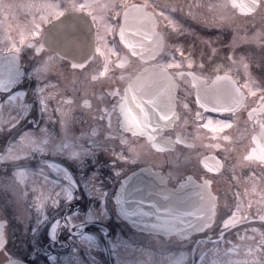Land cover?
Returning a JSON list of instances; mask_svg holds the SVG:
<instances>
[{
    "label": "flooded vegetation",
    "instance_id": "af4514ba",
    "mask_svg": "<svg viewBox=\"0 0 264 264\" xmlns=\"http://www.w3.org/2000/svg\"><path fill=\"white\" fill-rule=\"evenodd\" d=\"M43 1L55 2L59 10L54 15H44L36 9V4H43L40 3ZM105 1L94 0L90 4L88 0H0V55L10 58L8 63H0V73L6 74L13 69L12 62L18 64L24 73H34L33 78H25L20 85L29 90V111L14 127L0 128V183H12L18 166L36 170L44 162H57L75 173L76 164L67 155L79 152L89 143L90 136L98 137L104 132L107 117L101 120V113L118 104L120 99L109 93L119 90L122 96L126 83L145 65H179L168 68L169 72L187 73L190 70L208 84L215 76L227 74L243 84L245 69L239 59L244 56L253 77L264 88V0H241L242 12L232 4L233 0H124L115 2V8L111 7L107 13L102 8ZM128 5H135L143 13L151 15L153 20L147 15L150 21L147 28L163 38L161 50L148 60L141 58L148 55L145 46L137 48V54H132L116 36L121 12ZM30 7L33 10H27ZM67 14L70 16L66 24L69 39L66 45L72 51V59L62 58L52 49L42 46L47 27L42 28L41 20L49 16L50 24ZM101 18L103 23H98ZM104 24L112 26V30L106 31ZM63 31L60 29L56 35L62 36ZM88 32L92 33L91 53L84 59L89 50ZM98 34L104 39L98 40ZM142 43L145 45L146 41ZM229 56L237 63H232ZM121 57L126 58L123 66L118 63ZM188 58L192 60L191 68ZM176 82V96L191 109V113L184 112L189 123L185 127L165 128L156 137L158 142L160 136L175 141L177 133L187 138L188 149L184 141L175 147L179 153L187 150L190 162L175 176L169 177L168 186L175 188L183 175H192L196 185L207 181L205 186L216 201L210 209V223L183 235L152 234L132 229L121 218L117 220L115 214H110L106 224L110 231L118 234V240L114 237V242L121 244L122 253L127 247L128 255L124 258L128 264L147 259L135 249L151 253L153 264H169V261L173 264H201V253L209 264L213 261L215 264H264V136L260 135L256 123L258 119H264V115L257 113L249 118V110L257 107L259 93L257 97L249 96L245 107L233 115L201 109L195 103L196 87L191 77L177 76ZM224 83L221 82L222 85ZM37 85L46 101V116L32 96L31 89ZM3 99L5 97L0 95V101ZM197 111L202 113L201 125L212 120L229 122L232 127H201L195 138L190 139V134L196 131L192 120ZM119 119L116 112L111 113V130L108 133L113 137L117 151L121 147L126 151L127 146L119 143L123 135L142 153L136 164L118 162V166L124 169L119 179L146 168L168 173L167 150L172 146L161 143L164 154H159L156 149L149 151L147 138L121 131ZM90 128L97 131L90 132ZM24 134H31L33 138L15 146ZM14 146V150L8 152ZM32 151L35 152L19 160L20 156ZM101 156L107 159L103 154ZM180 159L183 161L184 155H180ZM108 174L106 171L105 176ZM33 179V176H27L16 186L17 190L30 191ZM118 187V181L115 187L108 184L113 193ZM81 195L82 200H90L86 194ZM11 198V192L5 193L0 189V204ZM83 211L86 213L87 207ZM19 214L17 210L7 217L10 226L5 231L7 244L0 250V264L11 257L28 262L35 259L38 264H58L61 256L63 264H68V257L63 255L69 251L68 247L47 242L40 244L31 239L27 250L24 224L16 219ZM225 217H228L227 227L222 224ZM10 228L16 231L11 233ZM86 228L90 234H95V222H89ZM59 236L61 240L66 239L63 232ZM202 241L207 243H198ZM98 251L105 252L103 246ZM73 259L75 264H82L79 256ZM108 264H119L116 256L108 257Z\"/></svg>",
    "mask_w": 264,
    "mask_h": 264
},
{
    "label": "snow or ice",
    "instance_id": "6c2138e0",
    "mask_svg": "<svg viewBox=\"0 0 264 264\" xmlns=\"http://www.w3.org/2000/svg\"><path fill=\"white\" fill-rule=\"evenodd\" d=\"M109 5H104L108 7ZM51 8L53 5H45ZM115 8V5H112ZM125 13V19H126ZM46 18V17H45ZM98 23H103L102 18ZM106 31H111L112 26L104 24ZM130 30L125 25H121L120 39L126 47L136 54L137 48H143L142 41H132L128 39L127 32ZM135 35H139L137 30ZM145 40L151 41L152 34L145 32ZM98 40L104 37L100 34ZM235 46V37L233 38V47ZM179 48V46H177ZM215 52V49H212ZM228 59L232 63H237L231 56ZM189 68L192 60L187 59ZM119 65L126 63V58L119 59ZM241 67L245 69V80L240 84L230 76H215L209 85L202 77H198L194 72L188 71L170 74L167 69L179 67V65L167 64L160 66L157 73H150L148 77H140L128 88L124 89L121 96L119 90L110 92V95L119 96V102L102 111L100 119L107 121L104 125V132L97 136H90L89 143L83 146L79 152H72L67 156L76 164V172L57 162H44L38 165L36 170H28L26 167L18 166L14 172L12 183H0V189L5 193L11 192V199H6L0 204V210L4 213L8 205L15 204V209L20 212L16 217L24 224V232L30 235L34 241L40 244L45 242L62 247H68L69 251L64 253L68 257V264H75L73 257L79 256L82 264H108V257L116 256L119 264H128L121 252V244L114 242V237L118 240V234L110 231V226L106 224L110 214H115L117 220L121 217L131 221L134 227L141 231L152 234L163 232L168 234L176 231L178 234L190 232L193 228L197 230L204 227L206 217L199 216L204 209V195L202 192L195 193L189 191L196 186V181L192 175L181 176L179 183L175 188L168 187L169 177L175 176L179 169L190 162V154L186 150L179 153L176 145L184 141L186 148L190 145L185 136L177 133V139L173 141L170 137L160 136L157 142L156 133L168 127H185L188 123V117L184 115L187 111L191 113L188 104L182 98L175 95V89L178 87L176 77H191L193 86L196 87L195 103L205 110L219 113H236L238 109L245 107L249 96L257 97L259 93L257 107L249 110V118L260 113L264 115V88H261L257 80L253 77L250 66L244 56L239 59ZM13 69L6 74L0 73V95L5 99L0 101V128L14 127L19 119L29 111V90L20 87L25 78L31 79L34 73H24L15 62L10 63ZM221 82H225L224 85ZM163 83V87L159 85ZM32 96L35 99L39 109L46 116V101L41 97L39 86L31 89ZM147 97V98H145ZM116 112L119 116V127L121 131L131 132L136 137H146V147L149 151L156 149L159 154H164L165 149L160 144L170 145L167 155L170 165L168 173L160 170L152 171L151 168L141 169V172L148 171L153 180L147 184L135 180L137 173L124 175V169L118 166V162L123 164H136L142 158V153L137 147L132 146L125 136H120L121 146H127L126 151L121 147L117 151V145L113 143V137L109 135L111 125V113ZM14 113V114H13ZM63 119V113L61 112ZM95 119V117H93ZM202 113L197 111L193 115L192 123L196 131L190 134V139H194L198 130L203 127L211 129L213 127L230 128L232 124L225 121L207 120L201 125ZM256 123L260 129V135L264 136V119H258ZM95 128H90V132H96ZM83 135V134H82ZM38 137V136H36ZM33 138L31 134H24L19 142L15 144L22 145L25 141ZM255 139V136L253 137ZM10 148L12 152L15 148ZM264 147V146H262ZM22 155L20 159H26L30 154ZM176 152V155H172ZM127 153V154H126ZM41 154H44L43 152ZM62 154V153H61ZM101 154H103L102 158ZM180 155H184L182 161ZM90 170V171H89ZM108 175L105 176V172ZM27 176H33L30 191L20 192L17 185L24 182ZM119 182V187L108 188V184ZM207 184L205 181L200 185L203 188ZM82 186V187H81ZM86 194L90 200H82V195ZM194 196L199 197V205H192L190 202ZM30 197V198H29ZM147 202V210L145 204ZM87 207L85 213L83 209ZM155 216V221L149 218ZM193 217V220L188 219ZM89 222H95V234H90L86 228ZM29 224L31 229L29 230ZM224 227L228 226V217L222 221ZM8 221L0 219V250L7 244L5 230ZM182 226V227H180ZM63 232L65 240H61L59 233ZM198 243L206 244L207 241ZM103 246L105 252L101 253L98 249ZM81 250L83 254L81 255ZM127 247L125 246V252ZM141 256L147 259L138 260L136 264H153L151 253L143 249H135ZM101 257V258H97ZM29 264H38L37 260L29 261ZM58 264H63L62 256L58 258ZM169 264H173L169 261ZM201 264L209 262L201 253ZM215 264V262H211Z\"/></svg>",
    "mask_w": 264,
    "mask_h": 264
},
{
    "label": "water",
    "instance_id": "95a60500",
    "mask_svg": "<svg viewBox=\"0 0 264 264\" xmlns=\"http://www.w3.org/2000/svg\"><path fill=\"white\" fill-rule=\"evenodd\" d=\"M242 1L241 0H233V5L234 6H237L238 10L240 12H242V5H241ZM125 13L127 14L126 15V19H125ZM147 15L149 18L152 19V16L149 15V14H145L143 13V10L140 9V8H136V6H129L127 7L122 15H121V25H125L126 28H129L130 27V30L127 32V35H128V39L129 40H132V41H146L145 43V48L144 50L145 51H148V53H152V55H156L157 52L160 50L161 48V44H162V38L158 35H156L151 29L149 28H146L145 26L146 25H150V21H148V18H147ZM153 20V19H152ZM67 21H68V17H63L61 19L58 20V22H56V24L54 25H51L50 28L48 29L47 31V34L43 40V44L46 45L47 47L55 50L59 55L63 56V57H66V58H69L70 57V53L72 52L71 49L69 47H67L66 45V41H67V36H64L62 38V43H59V44H54L52 43V39H51V34L55 33L56 31L60 30V29H64L65 30V33L67 32V27H66V24H67ZM140 27H138V26ZM144 26V27H142ZM121 28V26H120ZM120 28L118 30V37L120 39ZM139 31V35H135L134 33L136 31ZM145 32H148L150 34H152L153 36V39L151 41L149 40H145L143 38V34ZM76 34V33H75ZM74 40H77V37L74 38ZM121 41V39H120ZM124 44V43H123ZM125 46V44H124ZM126 47V46H125ZM128 48V47H126ZM129 49V48H128ZM137 50V49H136ZM129 51L133 54L132 50L129 49ZM137 54V53H136ZM140 55V54H139ZM149 57L151 56H141V58L143 59H148ZM6 59H4L5 61ZM1 61V60H0ZM8 61V60H7ZM159 66L157 65H150V66H146L144 67L143 69H141L129 82L128 84L125 86L124 89L128 88L129 85L131 83H134L138 78L140 77H148L150 73H157L158 70H159ZM212 83V82H211ZM210 83V84H211ZM160 87H163V83H161L159 85ZM176 91V89H175ZM147 98V97H145ZM195 98H196V93H195ZM163 131V130H162ZM160 131V132H162ZM160 132H157L155 135H157L158 133ZM158 142V141H157ZM148 172V171H147ZM141 172V171H137L135 173H137V176L135 177V180L136 181H139V182H143L144 184H147L149 182H151L150 180L147 181L148 178H153L152 175L150 174V172ZM189 191H192V192H195V193H200L202 192L205 199H204V209L202 212L199 213V216L201 217H206V221L208 222L209 221V218H210V207L208 206V204H214V200H213V197L210 195V193L208 192L207 189H205L204 187L201 188L200 186H195L193 188L189 187L188 189ZM192 205H199V197L198 196H194L192 201L190 202V207ZM145 210H147V202L145 204ZM124 219V218H123ZM151 221H155V216L149 218ZM188 219L190 220H193L194 218L193 217H188ZM125 220V219H124ZM132 227H134L131 223V221L129 220H126ZM182 227V226H180ZM138 230H141L137 227H134ZM194 229L196 228H193L191 231H193ZM145 232V231H144ZM161 234H164L163 232H160ZM169 235L171 234H176V235H179L176 231H172L170 233H168ZM2 264H27L26 262L24 261H21V260H18V259H9L5 262H3Z\"/></svg>",
    "mask_w": 264,
    "mask_h": 264
},
{
    "label": "rangeland",
    "instance_id": "374dc122",
    "mask_svg": "<svg viewBox=\"0 0 264 264\" xmlns=\"http://www.w3.org/2000/svg\"><path fill=\"white\" fill-rule=\"evenodd\" d=\"M94 0H88V2L91 4L92 2H93ZM122 1H124V0H106L105 1V3H104V5H109L108 7H104V5H103V10L105 11V13H107V11L112 7V5L113 4H115V2H122ZM40 3H43V4H36V9L37 10H40V11H42V13H44V15H48V14H52V15H54L59 9L56 7V3L54 2L53 4H49V2H40ZM47 3V4H46ZM45 5H53V7H51V8H46L45 7ZM98 9L99 10H101V8L100 7H98ZM27 10H33V7H30V8H27ZM101 12V11H100ZM110 12H112V10L110 11ZM43 21V23H42V28H44V27H47L48 26V24H49V21H50V19H49V16L46 18V19H42L41 20V22ZM8 206H11V208H13V210H16L15 209V205L14 204H11V205H8ZM7 209H8V207H7ZM15 220V219H14ZM16 225V224H15ZM13 228V227H12ZM12 228H11V230H12ZM15 228H16V226H15ZM31 229V225L29 224V230ZM27 240V239H26ZM29 240V239H28ZM124 253V257H126L127 255H128V251H126V252H123Z\"/></svg>",
    "mask_w": 264,
    "mask_h": 264
}]
</instances>
